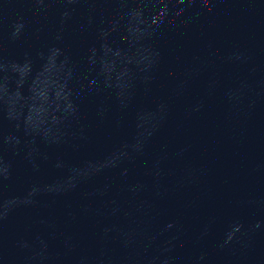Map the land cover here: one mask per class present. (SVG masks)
Here are the masks:
<instances>
[{"label":"water","instance_id":"obj_1","mask_svg":"<svg viewBox=\"0 0 264 264\" xmlns=\"http://www.w3.org/2000/svg\"><path fill=\"white\" fill-rule=\"evenodd\" d=\"M0 264H264V0H0Z\"/></svg>","mask_w":264,"mask_h":264}]
</instances>
